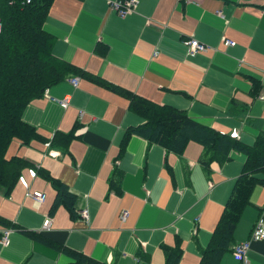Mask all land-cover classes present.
I'll return each mask as SVG.
<instances>
[{"label": "crops", "instance_id": "0c3cea01", "mask_svg": "<svg viewBox=\"0 0 264 264\" xmlns=\"http://www.w3.org/2000/svg\"><path fill=\"white\" fill-rule=\"evenodd\" d=\"M137 1L121 17L110 0H52L42 24L53 37L51 52L84 75L77 86L70 82L77 75L51 85L24 108L22 120L37 136L27 144L13 138L5 156L25 158L33 168L23 169L9 192L0 186V219L15 225L0 223V237L9 229L0 264H81L19 228L110 264H164L162 246L173 247L178 238V264H199L244 155L230 151L227 160L206 167L196 141L176 154L136 134L120 152L125 130L144 120L97 81L185 111L251 147L264 135V0ZM192 38L209 49L188 54L184 41ZM71 131L67 146L51 144L56 133ZM116 170L119 194L109 188ZM41 171L74 194V217L64 205L54 206L56 190ZM258 216L264 219V187L256 185L231 247L247 240ZM47 217L50 225L43 227ZM247 256L248 264H264V241L252 244ZM233 258L227 251L218 264H236Z\"/></svg>", "mask_w": 264, "mask_h": 264}, {"label": "trees", "instance_id": "16d2710c", "mask_svg": "<svg viewBox=\"0 0 264 264\" xmlns=\"http://www.w3.org/2000/svg\"><path fill=\"white\" fill-rule=\"evenodd\" d=\"M51 3L52 0H0V186L6 187L8 192L23 169L33 168V164L25 158L5 156L13 138H19L23 144H27L37 136L35 128L22 120L24 108L51 85L70 75H84L51 52L53 37L42 28ZM97 82L126 98L129 110L144 120L125 130L120 152L124 151L128 138L136 134L176 154H181L190 140L196 141L204 148L200 162L206 167L212 160H227L230 151L244 155L246 162L234 182L210 241L200 251L199 264H218L222 255L232 250V234L241 212L249 203L252 190L256 185L264 187V135L256 137L251 147H244L231 139L229 134L220 133L190 118L185 111L155 104L108 82ZM73 133H56L51 144L65 147L74 136ZM41 172L56 190L54 206L64 205L74 217V194L61 181ZM121 178V172L116 170L109 182V188L117 194L121 192ZM0 223L8 227L15 226L2 219ZM19 230L73 256L81 264H110L53 243L38 233ZM162 248L164 264H178L182 254L180 240L176 238L173 247Z\"/></svg>", "mask_w": 264, "mask_h": 264}, {"label": "built area", "instance_id": "2783aa9c", "mask_svg": "<svg viewBox=\"0 0 264 264\" xmlns=\"http://www.w3.org/2000/svg\"><path fill=\"white\" fill-rule=\"evenodd\" d=\"M29 2V0H26ZM138 1L137 0H110L111 8L121 17L126 16L132 12H134L137 8ZM1 29V25H0ZM186 45L188 54H195L198 52H205L209 49L208 45L198 41L197 39H187L184 41ZM223 45L225 47H233V43L227 41V39L223 40ZM72 85L77 86L79 82V76H74L70 79ZM67 98L61 101L62 105L67 103ZM233 137V136H232ZM32 175H34L33 171H30ZM36 200L42 201L45 198L44 193H39L35 195ZM128 212L122 211L120 217L121 219H125L127 217ZM81 216L84 219H87L88 211L87 209H83L81 212ZM50 218L47 217L43 222V227H48L50 225ZM8 234L9 229H4L2 231V236L0 237V242L4 245L8 244ZM258 241H264V219L258 216L254 222L252 227V231H250L247 240L241 242V244L233 246L231 250V254L234 257L233 260L236 264H248L247 254L249 252L250 246Z\"/></svg>", "mask_w": 264, "mask_h": 264}]
</instances>
